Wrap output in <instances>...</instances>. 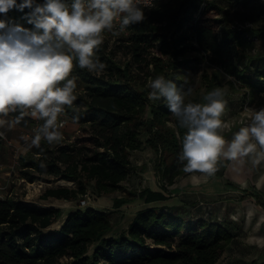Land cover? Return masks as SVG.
<instances>
[{"label": "trees", "instance_id": "16d2710c", "mask_svg": "<svg viewBox=\"0 0 264 264\" xmlns=\"http://www.w3.org/2000/svg\"><path fill=\"white\" fill-rule=\"evenodd\" d=\"M203 2L161 0L144 11L145 20L127 26L118 39L128 56L122 66L104 54V45L95 53L106 65V75L95 76L73 62L76 100L64 106V113L79 126L81 136L71 143L61 140L51 145L42 139L40 148L31 147L19 156L20 174L29 182L36 179L30 174L34 171L74 183V187L46 188L41 199L76 200L86 193L87 183H93L97 196L121 188L132 170L129 152L141 146L142 128L148 133L147 144L158 152L156 168L162 166L167 185L189 174L178 163L177 134L182 137L186 129L176 121L169 124L173 115L163 99L150 101V89L132 83V65L140 72L151 65L152 79L162 75L187 90L192 85L187 73L208 52L215 66L206 76L208 91L220 83L223 72L246 86L248 97L264 93V50L246 57L245 66L233 63L239 50L253 45L249 37L264 42V23L246 27L235 23V15L240 22L245 20L235 7H245L248 0H209L202 7ZM8 15L31 27L20 19L23 13L13 10ZM16 115L12 113L13 119ZM29 122L25 116L18 125ZM165 158L170 162L165 163ZM227 164V159L219 158L214 175L223 177ZM138 197L145 203L166 198L149 189L141 190ZM253 197L264 212V194ZM129 201L120 197L113 205L118 208ZM61 215L59 208L0 199V264H216L240 232L232 222L220 223L209 213L184 219L171 209L152 206L138 210L126 229L113 235L109 213L94 208H73L58 228L50 229Z\"/></svg>", "mask_w": 264, "mask_h": 264}, {"label": "clouds", "instance_id": "9594fccd", "mask_svg": "<svg viewBox=\"0 0 264 264\" xmlns=\"http://www.w3.org/2000/svg\"><path fill=\"white\" fill-rule=\"evenodd\" d=\"M13 10L23 13L20 19L31 27L10 17ZM118 18L123 31L143 22L145 14L136 0H0V129H5L0 139L25 116L43 121L29 148H40L42 139L49 145L63 139L64 125L57 121L64 106L76 100V77L69 78L73 62L80 69L102 72L106 65L95 53L105 31L115 34ZM148 88V99H163L178 127L186 129L182 137L177 134L178 163L184 172L212 176L221 157L236 160L254 154L255 163L264 159V107L252 109L251 123L229 142L219 132L227 105L223 88L207 92L204 103L186 102L192 89L183 90L162 75L150 79ZM17 112L14 119H6Z\"/></svg>", "mask_w": 264, "mask_h": 264}, {"label": "rangeland", "instance_id": "374dc122", "mask_svg": "<svg viewBox=\"0 0 264 264\" xmlns=\"http://www.w3.org/2000/svg\"><path fill=\"white\" fill-rule=\"evenodd\" d=\"M235 10L241 12L244 17L243 19H245L242 23L237 20L236 15L234 16V21L239 26H256L264 23V0H248L245 7L236 6ZM103 35L104 41L102 45L105 47L103 50L104 54L108 55L118 66H122L128 59V56L124 54L119 46L118 39L121 33L115 31V34H113L112 32L105 31ZM249 39L253 45L251 47H243L233 57V63L237 67L245 66L247 63L246 57L256 56L255 54H261L264 50V42H259L255 38L249 37ZM157 47L158 43H156L155 49ZM206 55L207 58L200 61L187 73L188 79L192 81V85L189 87L192 89V93L186 97V102H205L202 98L209 92L206 89V76H210L212 70L215 68L209 62L210 54L207 52ZM150 56H148V59ZM131 71L132 83L140 88H147L149 80L152 79L150 76L152 66L150 65L147 70L140 72L135 65H132ZM91 73L95 76H101L106 75L107 70L104 69L99 73ZM220 74V83L215 88L220 87L224 89V99L227 101V105L221 116L224 126L219 132L226 141L230 142L232 136L241 127L251 123V110L264 107V93H255L253 96L248 97L246 86L232 77L228 78L229 76L223 72H220ZM231 85L234 88H231ZM174 121L176 120L172 116L169 124H173ZM60 131L63 134L62 140L65 143L73 142L77 135L81 136L79 126L73 122H69ZM147 138L148 133L145 128H142L139 134L141 146L129 152L132 170L127 179L121 184V188L115 192L97 196L93 190V183H87L86 192L91 194V200L85 208L95 207L96 210L109 213L113 225L110 235L124 231L134 214L138 210L148 206L171 209L184 219L191 218V215L195 219V217L205 216L206 213H209L212 217L217 218L218 222L236 223L237 226L235 227L240 229L235 243L222 254L216 264H250L252 261L257 264L263 263L264 212L253 196L264 194V159H261L259 163H255L254 154L236 160L222 157L228 161L223 177L208 176L194 171L178 176L174 184L167 185L166 181L162 179V166L159 171L156 168L160 159L158 152L149 147ZM3 146L5 145L0 143V153H4L5 151ZM160 155L163 156L164 153L162 152ZM7 157L9 160H7L6 166L12 162V155L7 154ZM169 162L170 159L165 158V163ZM0 171L3 173H7L8 171L2 160H0ZM30 174L36 177L34 188L28 187L19 181V176H21L19 169L11 173L10 176L5 175V179L10 178V181L8 180L9 182H7L10 188V197L38 205L39 207H61L51 203L55 199H41V195L46 188L57 186L56 181L48 176H38L34 171H30ZM227 181L232 183L231 187L226 185ZM0 182L4 183L5 181L0 179ZM40 183L44 184L40 188V192H37V184ZM64 186L74 187L71 184H64ZM143 189L162 191L166 198L161 201L145 203L138 197L139 192ZM129 193H133L134 196H129ZM120 197H128L130 201L117 208L113 205V201ZM77 200L73 203L75 208ZM95 204L98 205L94 206ZM70 205L72 204L62 206L63 210L59 208L63 213L51 225L50 229H56L60 226L65 217L64 211Z\"/></svg>", "mask_w": 264, "mask_h": 264}, {"label": "built area", "instance_id": "2783aa9c", "mask_svg": "<svg viewBox=\"0 0 264 264\" xmlns=\"http://www.w3.org/2000/svg\"><path fill=\"white\" fill-rule=\"evenodd\" d=\"M159 1L161 0H136V3L141 8H143V11H147ZM206 1H209V0H204V2L202 3V7L205 5ZM68 2L70 3L71 0H68ZM114 23H115L114 31H117L118 33H121V34H126L125 29L123 31L119 30V18ZM72 76L73 74L71 73V76L69 78H71ZM63 83H66V81L61 82V85ZM27 117H29V120H30L29 125L25 127H21L20 134L24 141L31 143V138L35 135V130L38 129L42 125L43 121L36 119V118H32L30 116H27ZM57 122L58 124L60 122H63L64 126L62 129H64L68 125L69 122H72V120L63 112L60 116H58ZM0 143L13 149L12 162L8 166V175H7V176H10L11 173H13L15 170H18V169L20 170L19 156L20 154H23L24 152L21 153V147L15 145L7 136L5 139H0ZM19 181H21L22 183H24V185H27L28 187L34 188L33 186L35 184L34 182L35 180L32 182H29L28 180H26V178L19 176ZM55 181H56L57 186H64V184L65 185L71 184L72 186L74 185V183L71 181H65V180H55ZM7 182L9 181H5L4 183L0 182V199H5L11 196V193L9 191L10 189L9 184ZM43 184L44 183L37 184V187H38V189H36L37 192H40L41 190L40 188H42ZM90 200H91V194L86 192L85 194L81 195L78 198L76 208L84 209L90 203Z\"/></svg>", "mask_w": 264, "mask_h": 264}, {"label": "crops", "instance_id": "0c3cea01", "mask_svg": "<svg viewBox=\"0 0 264 264\" xmlns=\"http://www.w3.org/2000/svg\"><path fill=\"white\" fill-rule=\"evenodd\" d=\"M62 86V85H61ZM0 118H4V117H0ZM6 119H8V120H12L13 119V116H12V113H10L9 114V116L6 118ZM20 129H21V126H19L18 124L17 125H15L10 131H6V136L15 144V145H17V146H20L21 147V153H23V152H26L28 149H29V145H30V143H28V142H26V141H24L23 139H22V137H21V134H20ZM0 130H2V131H4L5 129H0ZM3 148L5 149V151H4V153H0V160H2L3 161V163H4V165H5V167H7L8 168V166H6V163H7V160H9V158L7 157V154L8 155H12L13 154V149L12 148H10V147H7V146H3ZM5 175H8V171H7V173H3L2 171H0V179H3L4 181H10V178L8 177V178H4L5 177ZM12 182V181H11ZM123 183V182H122ZM151 191H156V192H161L163 195H165L162 191H159V190H151ZM115 192V191H114ZM53 199V198H52ZM100 199V198H99ZM56 200V199H55ZM62 201H65V200H62ZM65 202H67L68 204H72V205H70V206H68V207H66L67 209H65V211H64V216H65V214L69 211V210H71V209H73V208H75V206H73L74 204L73 203H75V200H71V201H65ZM95 203V202H94ZM98 204H95L94 206H97ZM60 209H62L63 210V207H59ZM94 209H95V207H93ZM63 213V212H62ZM233 224V226L235 225V226H237L236 225V223H232ZM239 231H240V229H239Z\"/></svg>", "mask_w": 264, "mask_h": 264}, {"label": "bare ground", "instance_id": "6f19581e", "mask_svg": "<svg viewBox=\"0 0 264 264\" xmlns=\"http://www.w3.org/2000/svg\"><path fill=\"white\" fill-rule=\"evenodd\" d=\"M62 183H64V182H62ZM53 205H55V206H66L68 203L67 202H65V201H62V200H54L53 202H51Z\"/></svg>", "mask_w": 264, "mask_h": 264}]
</instances>
